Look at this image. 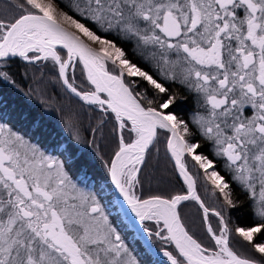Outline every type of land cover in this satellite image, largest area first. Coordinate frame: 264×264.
Segmentation results:
<instances>
[{"label":"snow or ice","instance_id":"snow-or-ice-1","mask_svg":"<svg viewBox=\"0 0 264 264\" xmlns=\"http://www.w3.org/2000/svg\"><path fill=\"white\" fill-rule=\"evenodd\" d=\"M0 264H264V0H0Z\"/></svg>","mask_w":264,"mask_h":264},{"label":"trees","instance_id":"trees-1","mask_svg":"<svg viewBox=\"0 0 264 264\" xmlns=\"http://www.w3.org/2000/svg\"><path fill=\"white\" fill-rule=\"evenodd\" d=\"M17 79L21 83V85L23 86V81H21L19 77H17ZM5 95H9L8 92H7V90L5 91ZM9 101L11 103H16L15 96L14 95H9ZM17 127L20 128L21 130H25L26 129V126L25 125L19 124V123L17 124Z\"/></svg>","mask_w":264,"mask_h":264}]
</instances>
